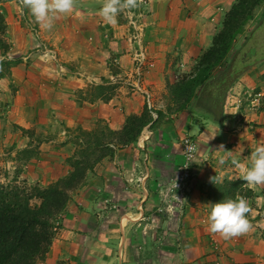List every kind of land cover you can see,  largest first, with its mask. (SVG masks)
<instances>
[{
    "label": "crops",
    "instance_id": "obj_1",
    "mask_svg": "<svg viewBox=\"0 0 264 264\" xmlns=\"http://www.w3.org/2000/svg\"><path fill=\"white\" fill-rule=\"evenodd\" d=\"M236 1L148 0L108 23L100 15L103 0H77L72 12L46 30L27 9L20 12L18 0H0V108L23 147L37 145L39 158L31 161L42 171L36 177L58 180L67 174L64 160L75 151L73 134L93 133L99 123L120 134L128 118L150 115L144 92L158 114L135 140L114 137L107 144L111 153L72 195L41 264H212L219 256L221 264H264V185H247L244 169L231 163L235 157L249 165L251 151L264 142V62L229 86L227 73L214 87L196 90L190 104L202 99L208 113L220 114L214 122L189 106L176 112L171 102H184L176 83L194 72ZM137 32L140 47L130 40ZM138 53L144 55L140 69ZM12 85L18 87L14 95ZM226 86L219 101L218 90ZM251 91L262 95L259 110L246 105L244 120L237 118L243 94ZM185 138L197 145L193 178L173 189ZM235 182L248 202L252 229L225 240L208 231L206 205L214 204L212 185Z\"/></svg>",
    "mask_w": 264,
    "mask_h": 264
},
{
    "label": "trees",
    "instance_id": "obj_2",
    "mask_svg": "<svg viewBox=\"0 0 264 264\" xmlns=\"http://www.w3.org/2000/svg\"><path fill=\"white\" fill-rule=\"evenodd\" d=\"M259 2L260 0H237L228 10L221 29L212 40L211 47L197 62L196 76L192 79L184 78L176 85L178 93L183 95L187 93L184 98L186 104L199 87L201 92L206 87H214V83H208L212 71L224 64L236 36L242 34L247 22L252 20ZM4 28V20L0 14V34ZM4 48L5 45L4 47L1 45L0 49ZM234 80L233 77L232 82ZM203 96L204 93L200 98ZM201 100L198 102L201 103ZM147 113L148 111H145L142 114L144 118ZM144 121L145 119L140 120L138 117L128 118L127 125L120 134L112 133L100 123L93 133L79 131L74 140L78 150H75L72 158L66 162L71 170L45 189L34 187L33 192L28 193L18 186L0 184V264H36L38 259H42L53 236L51 222L69 201L68 192L82 186L87 172H91L102 158L109 156L107 144L111 143L114 137L121 141V135L125 133L130 137L124 135L122 141L135 140L140 129L147 123ZM135 123L139 124L136 131L133 129ZM84 139L86 141L83 142ZM229 184L232 186L228 187V192L230 190L234 192L236 187L240 186L239 182ZM221 196H224V193L220 194ZM34 199L38 200L39 204L32 205L31 201Z\"/></svg>",
    "mask_w": 264,
    "mask_h": 264
},
{
    "label": "rangeland",
    "instance_id": "obj_3",
    "mask_svg": "<svg viewBox=\"0 0 264 264\" xmlns=\"http://www.w3.org/2000/svg\"><path fill=\"white\" fill-rule=\"evenodd\" d=\"M18 3V2H17ZM148 4V2H144L139 0V5H142L143 8ZM21 12V10H20ZM24 12V11H23ZM142 12V11H141ZM23 14V13H22ZM131 25L134 26L135 24H137V21L134 19L130 20ZM29 23V21H28ZM31 23V22H30ZM261 24V27L259 28V25ZM30 25H33L32 23ZM34 26H32L33 28ZM135 27V26H134ZM138 33V32H137ZM136 34V33H135ZM139 37L138 40L139 42H137L135 40V35H132V38L130 39L132 41V43H135L136 46H138L139 44H141V34L138 33ZM1 45L4 47L5 45V30L2 31V33L0 34V47ZM3 50V49H0ZM262 62H264V0H260L257 8L254 10L253 15H252V20L248 21L247 24L244 27V31L242 34L237 35L230 50L229 53L226 57V60L224 62V64L220 67V68H216L212 71L211 73V79L208 83L212 82L214 83L215 80H218L222 74L225 75L228 73L226 79L227 82L225 85H230L232 83V78H238L240 77L242 74H244L245 72H247L248 70H250V68H252L253 66H258L261 65ZM222 69V70H221ZM226 69V70H224ZM4 72V69H2ZM225 72H222V71ZM1 72V71H0ZM135 79H137L136 74H134ZM196 76V69L194 70V72L192 74H188L186 76H184L182 79H192L193 77ZM180 78L179 81H181L182 79ZM137 84V82H135ZM177 85V83H176ZM225 85L223 87H225ZM228 85V86H229ZM225 91H219L220 95L219 97V101H221V99H225V94L227 93V87ZM200 88V87H199ZM198 88V89H199ZM196 89V90H198ZM16 90H18V87L16 85H12L10 86V92L14 93L16 92ZM196 92V91H195ZM255 91H251V92H245L243 94L242 100L240 101V108H238L239 110L237 111V118H242L243 119V113L244 110L243 108L248 105L250 110H254L257 111L259 110V108H254L251 106V102L253 100V94ZM215 92H213L214 94ZM187 95V93H186ZM207 96V95H205ZM212 96V94H211ZM193 100V98L190 100V102ZM174 104V110L176 112H182L185 108H188V106L190 107V110L192 109L193 112L198 113L199 117L200 116H205L208 118V121H212L214 122V120H218V118L220 117V114H218L217 112L214 113H208L206 106L202 107L201 103H198V101H196L193 104H190V102L188 104H186L185 102H180V101H171ZM171 103V104H172ZM183 106V107H181ZM239 112V113H238ZM144 115H141L140 117H138V119L142 120L145 119V121H147V123L151 120V121H156L158 119V114H156L157 118L154 119L152 117V115H145V118L143 117ZM170 116V115H169ZM168 116V118H169ZM201 118V117H200ZM235 119V118H234ZM206 120V119H205ZM144 121V122H145ZM139 122V121H137ZM7 127V128H5ZM139 124L135 123V125L133 126V129H135V131L138 129ZM143 129V127H142ZM140 132H138V136L141 134V130ZM29 135H33L34 139H40L39 135L37 134L36 138L34 136V134H36L35 131H32V134L30 131ZM22 135V134H21ZM124 135L129 136L127 134L124 133ZM124 135H121V141L124 140ZM131 135H134V133H131ZM76 134H73V137H75ZM130 137V136H129ZM21 136L20 134H17V130L13 129V125L10 124V122H8V119L6 118V114H5V110L2 109V107L0 108V184L2 185H9L12 187L18 186L20 189H25L28 193H31V191L33 192L34 187L38 188V189H45L47 187H49L50 185L55 184L58 180L55 179H51L52 177H50V179H46V178H38L35 175L36 172L38 170L42 171V169H40L36 163V165H32V161L31 160H35L37 162L39 156H38V152H37V145L33 142H31V144H27L25 147H23L22 142L20 141ZM30 139V138H29ZM33 139V138H31ZM86 141V139L83 140V142ZM183 141V140H182ZM76 143V142H75ZM80 146L82 145L81 143H79ZM32 145H35L32 147ZM23 147V148H22ZM197 147V145H196ZM28 148V149H27ZM75 150H78V147L75 146ZM75 153V151H74ZM74 153L67 159L64 160L65 164L67 165V160L72 158V156L74 155ZM97 154V153H96ZM197 155V153H196ZM33 156V157H32ZM68 167V172L71 170L70 167L67 165ZM67 172V174H68ZM89 172H87L88 175ZM66 174V175H67ZM86 175V177H87ZM65 176V175H64ZM193 178V170H192V176L191 179ZM190 179V180H191ZM86 180V178H85ZM188 180L187 183L190 181ZM85 182V181H84ZM177 184H180V182L176 181ZM175 184V182H174ZM182 186H186V185H179V186H174L172 184L173 189L175 188H181ZM231 184L225 185V186H218V185H212V190H214V192H217L216 194H214L213 196H215L213 199L214 203H219L222 202L224 199L226 198H233L235 199L236 197L240 196V197H244L243 194V190L239 191L241 189V186H237L236 188H239V190H235V192H231V190L229 191L231 193V195H229L228 192V187L231 188ZM82 187V186H80ZM80 187L76 188L75 190L69 191V200L72 198V195H74V192L76 190H78ZM236 192H238L239 194H236ZM224 193V196L220 197V194ZM218 195V196H217ZM181 199H179L180 201ZM70 201L67 202L65 208L63 209V211L56 216V218L51 222L52 225V232H53V236L51 239V243L54 239V237L58 234L61 225L63 223V220L65 219L64 217V211L66 210L68 204ZM32 205L34 204H39L38 200H32L31 201ZM51 245V244H50ZM50 247V246H49ZM216 251L219 248V245H215ZM49 248L47 249L48 252ZM47 254V253H46ZM46 254L42 257V259H38L36 261V264H41L42 261L45 259ZM217 258V259H216ZM214 258V260H211L212 264H221V261L223 260V256H219Z\"/></svg>",
    "mask_w": 264,
    "mask_h": 264
},
{
    "label": "clouds",
    "instance_id": "obj_4",
    "mask_svg": "<svg viewBox=\"0 0 264 264\" xmlns=\"http://www.w3.org/2000/svg\"><path fill=\"white\" fill-rule=\"evenodd\" d=\"M76 4L77 0H18L17 7L21 13L27 9L37 24L46 30H50L55 20L61 15L72 12ZM138 7L139 0H103L100 15L106 22L115 23L120 13L131 15L132 10ZM152 111L151 108L150 113ZM220 150L223 151V145L220 146ZM186 151L195 152L196 148L189 146ZM225 153L229 156L232 155V152ZM193 158L191 155L189 156V159ZM248 160L249 165L247 166L239 163L235 157L232 158L231 163L237 168L244 169L242 179L247 185L253 187L264 185V142L258 143L255 149L251 151ZM219 163L224 164L225 160L222 158ZM206 206L210 209L207 216V226L211 234L229 240L251 231L252 225L247 219L250 208L244 197L226 198L222 202L210 203Z\"/></svg>",
    "mask_w": 264,
    "mask_h": 264
},
{
    "label": "built area",
    "instance_id": "obj_5",
    "mask_svg": "<svg viewBox=\"0 0 264 264\" xmlns=\"http://www.w3.org/2000/svg\"><path fill=\"white\" fill-rule=\"evenodd\" d=\"M141 1H148V0H141ZM135 35V40L137 42H139L138 40V33L134 34ZM138 47H140V44L138 45ZM143 62H144V55L143 53H138V59H137V63H138V69H140V67H142L143 65ZM136 77L138 80H136L137 83H139V78H141V71L138 70V72L136 73ZM144 95L146 96V103L148 105V109L151 110V106H150V97H149V94L147 92H144ZM261 98H262V95L260 93H254L253 94V100L251 102V106L254 107V108H259L260 104H261ZM151 115L154 119L157 118L156 114L152 111L151 112ZM181 146H182V155H183V164L180 166V171H181V174L178 178V182H180V184H177V186L181 185V184H185L188 180L191 179V176H192V167H193V160L194 158L196 157V153H197V147H196V143L191 139V138H185L183 139L182 143H181ZM189 146H195L196 148V151L195 152H191L189 153L188 151H186V149L189 147ZM192 156L194 157L193 159H189V156ZM175 186V184H174Z\"/></svg>",
    "mask_w": 264,
    "mask_h": 264
}]
</instances>
